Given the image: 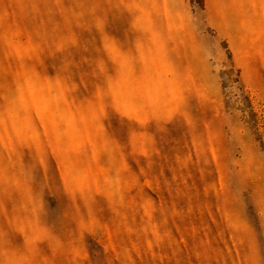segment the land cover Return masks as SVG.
I'll list each match as a JSON object with an SVG mask.
<instances>
[{
    "label": "rangeland",
    "instance_id": "374dc122",
    "mask_svg": "<svg viewBox=\"0 0 264 264\" xmlns=\"http://www.w3.org/2000/svg\"><path fill=\"white\" fill-rule=\"evenodd\" d=\"M0 264H264V0H0Z\"/></svg>",
    "mask_w": 264,
    "mask_h": 264
}]
</instances>
